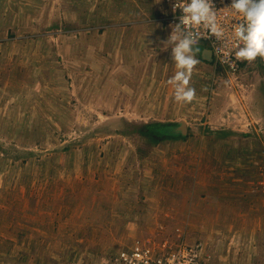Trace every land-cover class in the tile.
<instances>
[{"label":"rangeland","instance_id":"obj_1","mask_svg":"<svg viewBox=\"0 0 264 264\" xmlns=\"http://www.w3.org/2000/svg\"><path fill=\"white\" fill-rule=\"evenodd\" d=\"M168 5L0 0V264H127L139 240L155 256L165 241L203 242L209 264H264V58L229 74L213 57L193 69V101L174 108L167 85L139 103L129 70L147 84L177 71ZM159 98L172 108L151 109ZM174 110L190 116L188 141ZM222 146L226 196L190 222L188 198L207 195L196 172L219 175Z\"/></svg>","mask_w":264,"mask_h":264},{"label":"clouds","instance_id":"obj_2","mask_svg":"<svg viewBox=\"0 0 264 264\" xmlns=\"http://www.w3.org/2000/svg\"><path fill=\"white\" fill-rule=\"evenodd\" d=\"M225 9L244 17V21L230 32L219 19ZM180 11L179 23L172 25L171 34L162 42L163 49L171 47L172 60L176 65L177 71L168 83L174 86L177 102H191L196 96L195 88L189 85L193 69L200 63L197 54L201 39L214 37L221 41L226 49L223 52L226 58L232 54L231 41L236 42V59L251 62L258 56L264 58V0H232L230 6L220 9L213 0H188Z\"/></svg>","mask_w":264,"mask_h":264},{"label":"built area","instance_id":"obj_3","mask_svg":"<svg viewBox=\"0 0 264 264\" xmlns=\"http://www.w3.org/2000/svg\"><path fill=\"white\" fill-rule=\"evenodd\" d=\"M188 0H169L168 10L165 12L164 23L167 29L172 32V25L179 23V16L182 14L180 8ZM232 0H213L217 9L230 6ZM220 22L229 32L239 23L244 21V17L225 9L219 17ZM201 42L207 43L212 49L215 59L227 70L229 74H235L240 70L245 60H238L235 57V41H231L229 47L232 48V54L226 58L223 52L226 50L221 41H217L214 37L211 39H201ZM199 41V42H200ZM242 46V45H241ZM264 157V152H263ZM264 174V172L262 173ZM264 181V178L262 179ZM264 188V182L262 184ZM165 250L162 255H157L154 250L156 247H144V242L137 241L133 245V249L129 252L123 251V257L127 264H209L204 253L203 243H172L168 241L162 242ZM162 247V246H161ZM159 248V247H158Z\"/></svg>","mask_w":264,"mask_h":264},{"label":"crops","instance_id":"obj_4","mask_svg":"<svg viewBox=\"0 0 264 264\" xmlns=\"http://www.w3.org/2000/svg\"><path fill=\"white\" fill-rule=\"evenodd\" d=\"M164 23V22H163ZM164 25H165V23H164ZM166 27V28H165ZM160 28L161 29H163L164 31L166 30V32L167 33H165V35H164V39H168V37H169V35L171 34V32L167 29V26L165 25V26H163V27H161L160 26ZM198 47H199V49H200V52L197 54V58L200 60V63L198 64L199 66H202V63H206V61H211L212 60V58L214 57V55H213V52H212V49L210 48V46L207 44V43H204V42H199V44H198ZM209 49L211 50V52L209 51ZM259 57V56H258ZM257 57V58H258ZM252 62V61H251ZM250 63V62H249ZM204 65V64H203ZM127 74H129L130 75V80L132 81V83H133V90L132 91H129V94L131 95V96H133V95H139V97H138V99H139V103H140V101H141V99H142V96H144V95H151V94H160L161 96H163V93H164V89H165V86H167V85H170L167 81H164L163 80V77H161V76H159V75H155L154 77H152V75H150V78H149V82H148V84L147 83H144L145 81H144V78H146L147 76H143L142 75V73H141V71L140 70H138V69H136V68H134L133 70H129L128 72H127ZM171 76H173V75H171ZM194 76H196L195 75V73L193 72L192 73V77H194ZM151 77L154 79V81H150V79H151ZM143 79V80H142ZM159 81V82H158ZM147 82V81H146ZM158 83H159V86H158ZM155 84V85H154ZM171 86V85H170ZM171 90H174L172 87H171ZM130 98H132V97H130ZM165 98H167V101H169V102H171V104H172V102L175 100V97H174V93H172V94H170L169 92L167 93L166 92V94H165ZM163 101V99H161V98H159V99H157V102L155 101V105L154 106H152V108L151 109H154V110H157V109H162V107H160L159 105V103L160 102H162ZM124 104H126V102L124 101ZM173 105V104H172ZM173 107H174V105H173ZM172 107H169V106H166L165 108H163L162 110H169V109H171ZM175 108V107H174ZM163 113H162V115H161V117L162 118H166V116H168V115H166V114H164V111H162ZM176 110H174L172 113L173 114H175L174 116H172L171 115V117H170V119H169V121L173 124V123H175V124H186L187 126H188V130H187V132H185V133H183V134H181V136L183 137V138H175L176 140H190L191 139V137H192V134H191V131H192V126H191V124H190V121H189V119H188V117H190L189 115H182L181 117L179 116V113L177 112ZM191 115L193 114V113H190ZM183 117H185V118H187V120L186 119H183ZM210 117V116H209ZM174 119V120H173ZM178 119H180L179 121H176V120H178ZM146 120H148V119H146ZM168 120V119H167ZM208 123H210V120L208 119V121H207V124ZM248 124V125H247ZM246 124V126H249V125H253V123H247ZM236 125H238V124H236ZM245 126V125H244ZM214 131H211L210 133H204V135H202V137H204V136H206V135H209L210 137H208V139H209V141H212L213 139H217V140H221V141H227L229 138H224V139H222V138H218V137H216V136H212V133H213ZM240 138H243V137H240ZM224 148H227L226 146H222L221 148H219V152H220V154L218 155V165H217V167L216 168H218V170L217 169H214V173H219V175H217V176H213V174L211 175V171H210V169H208V170H206V171H203L202 170V167H201V169L198 171V172H196L197 174L198 173H200V174H205V173H207L206 174V176H207V181H205V182H203V186L205 187V193L207 194L206 195V200H204L203 202H201V203H197V201H195V200H191V199H189L188 198V200H187V203H188V205H187V208H188V210H187V219H188V221H190V222H195V221H198V222H203V223H206V222H208V221H210V217H208V215H201L199 212H198V210H197V205H202V206H210V205H212L213 204V199H216V201H217V199L219 198L220 200H222L225 196H226V192H225V190H226V187L224 186L226 183H225V180L226 179H224V175L225 174H223V173H225L226 172V169H219V168H221V166H222V155H221V152H222V149H224ZM264 150V149H263ZM206 157V156H205ZM212 157V159L213 158H216V156H211ZM225 157H230V155H226ZM264 158V157H263ZM227 162H229L230 164H232V158H230V159H228L227 160ZM205 166V165H204ZM239 168H241V169H243L244 170V168H242V167H240V166H238ZM233 165H230V167H229V172L230 171H232L233 170ZM237 172H238V170H237ZM198 177H199V174H198ZM198 182H200V180L199 179H197L195 182H194V186L196 187L197 186V183ZM217 183H219L217 186H215V184H217ZM196 190H198V189H196ZM220 200H219V202H220ZM218 203V202H217ZM176 205V207H178V203L177 204H175ZM176 215H178V213L177 212H171V214H170V217L171 218H173V219H176L178 216H176ZM209 228H210V226H207L206 227V229L205 228H203V227H201V230H203V232L204 233H206L207 235L209 234ZM206 231V232H205ZM202 232V231H201ZM203 243V242H202ZM204 244V243H203Z\"/></svg>","mask_w":264,"mask_h":264},{"label":"water","instance_id":"obj_5","mask_svg":"<svg viewBox=\"0 0 264 264\" xmlns=\"http://www.w3.org/2000/svg\"><path fill=\"white\" fill-rule=\"evenodd\" d=\"M209 51L211 52V50H210V49H209ZM211 53H212V52H211ZM181 129H182V131H184V132L187 130V129H186V126H185V124H184V123L182 124V126H181Z\"/></svg>","mask_w":264,"mask_h":264},{"label":"trees","instance_id":"obj_6","mask_svg":"<svg viewBox=\"0 0 264 264\" xmlns=\"http://www.w3.org/2000/svg\"><path fill=\"white\" fill-rule=\"evenodd\" d=\"M174 136H176L177 134L173 133ZM171 136V135H170Z\"/></svg>","mask_w":264,"mask_h":264}]
</instances>
